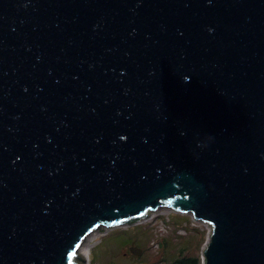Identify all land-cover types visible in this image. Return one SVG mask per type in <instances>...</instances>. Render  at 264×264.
<instances>
[{
  "label": "water",
  "instance_id": "1",
  "mask_svg": "<svg viewBox=\"0 0 264 264\" xmlns=\"http://www.w3.org/2000/svg\"><path fill=\"white\" fill-rule=\"evenodd\" d=\"M159 207L264 264V0H0V264Z\"/></svg>",
  "mask_w": 264,
  "mask_h": 264
},
{
  "label": "rangeland",
  "instance_id": "2",
  "mask_svg": "<svg viewBox=\"0 0 264 264\" xmlns=\"http://www.w3.org/2000/svg\"><path fill=\"white\" fill-rule=\"evenodd\" d=\"M162 209L153 212L151 219H146L132 226L112 228L103 236L99 235L100 237L96 238L94 245L89 250L86 263L137 264L138 261H141L145 264H173V261L179 257L177 254L180 247H185V254L200 255L208 238L206 230L199 231L189 227L188 216L185 214L176 213L173 210L165 213L168 210L162 212ZM163 214L167 219L168 232L158 239L159 246L155 248L152 241L156 238L155 235L160 233L158 231V226H160L158 218H161ZM157 216L159 217L157 218ZM104 228V226H99L97 229L104 231ZM132 245L142 250V253L137 255L140 258L129 251Z\"/></svg>",
  "mask_w": 264,
  "mask_h": 264
},
{
  "label": "built area",
  "instance_id": "3",
  "mask_svg": "<svg viewBox=\"0 0 264 264\" xmlns=\"http://www.w3.org/2000/svg\"><path fill=\"white\" fill-rule=\"evenodd\" d=\"M162 208V207H161ZM160 209V208H159ZM164 210H168V211H164ZM172 209L171 208H168V207H163L162 209V212H165V213H168L169 211H171ZM158 212V211H157ZM152 214L153 212H151V215L149 217H146L145 219H143L142 221H145L146 219H151L152 218ZM185 215L188 216V219H187V222H188V226L191 227L192 229H197L199 231H203V230H206V235L208 237L209 233H210V224L204 220H201V219H197L195 218L190 212L188 213H185ZM159 216H157L158 218ZM156 218V219H157ZM158 220H160V226H158V231H160L159 234L155 235L156 238L154 239L153 242V245H155V248H158L159 246V242H158V239L159 238H162L163 236L166 235V232H168L167 230V219H165V215H161V218L159 217ZM106 228V227H105ZM103 229L104 231H102L101 235L103 236L105 233H107V231L109 230L108 228L106 229ZM165 233V234H164ZM100 235V236H101ZM99 236V237H100Z\"/></svg>",
  "mask_w": 264,
  "mask_h": 264
},
{
  "label": "bare ground",
  "instance_id": "4",
  "mask_svg": "<svg viewBox=\"0 0 264 264\" xmlns=\"http://www.w3.org/2000/svg\"><path fill=\"white\" fill-rule=\"evenodd\" d=\"M161 209V207H159ZM159 208H157L155 211H158ZM163 208V207H162ZM151 211V212H155ZM150 212V213H151ZM102 230H94L91 233H89L85 239L82 241L80 247L77 250V254L80 255L82 258H84L86 261L88 260L89 250L94 245L96 238L101 235ZM87 264V263H86Z\"/></svg>",
  "mask_w": 264,
  "mask_h": 264
},
{
  "label": "trees",
  "instance_id": "5",
  "mask_svg": "<svg viewBox=\"0 0 264 264\" xmlns=\"http://www.w3.org/2000/svg\"><path fill=\"white\" fill-rule=\"evenodd\" d=\"M166 242V241H165ZM185 248V247H184ZM180 247L178 249V258L173 261V264H201V258L199 254L190 256L185 254V249Z\"/></svg>",
  "mask_w": 264,
  "mask_h": 264
},
{
  "label": "flooded vegetation",
  "instance_id": "6",
  "mask_svg": "<svg viewBox=\"0 0 264 264\" xmlns=\"http://www.w3.org/2000/svg\"><path fill=\"white\" fill-rule=\"evenodd\" d=\"M136 257H137V258H140V256H137V255H136ZM138 262L140 263L141 261H138ZM141 263H142V262H141Z\"/></svg>",
  "mask_w": 264,
  "mask_h": 264
},
{
  "label": "clouds",
  "instance_id": "7",
  "mask_svg": "<svg viewBox=\"0 0 264 264\" xmlns=\"http://www.w3.org/2000/svg\"><path fill=\"white\" fill-rule=\"evenodd\" d=\"M209 139H211V138H209Z\"/></svg>",
  "mask_w": 264,
  "mask_h": 264
}]
</instances>
